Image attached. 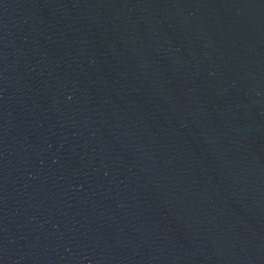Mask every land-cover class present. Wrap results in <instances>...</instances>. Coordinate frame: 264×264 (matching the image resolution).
<instances>
[{"label": "water", "instance_id": "1", "mask_svg": "<svg viewBox=\"0 0 264 264\" xmlns=\"http://www.w3.org/2000/svg\"><path fill=\"white\" fill-rule=\"evenodd\" d=\"M0 264H264V0H0Z\"/></svg>", "mask_w": 264, "mask_h": 264}]
</instances>
